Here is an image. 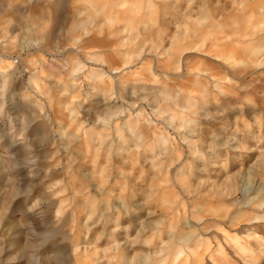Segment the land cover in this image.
<instances>
[{
  "label": "rangeland",
  "instance_id": "obj_1",
  "mask_svg": "<svg viewBox=\"0 0 264 264\" xmlns=\"http://www.w3.org/2000/svg\"><path fill=\"white\" fill-rule=\"evenodd\" d=\"M51 1L0 0V161L11 160L4 176L0 173V264H264V170L257 165L264 160V108L233 117V108L212 100L218 92L202 100L184 87L210 76L202 56L232 70L254 65L245 50L264 36V0H246V15L236 10L241 0H226V13L241 17H211L203 39L201 0H128L122 6L99 0L105 9H90L93 24L85 29V16L77 11L90 6L63 0L52 45L89 42L90 56L84 54L89 63L74 75L67 60L79 59L75 50L66 59L47 55L57 71L44 72L39 56L19 55L9 46L12 37L23 39L24 30L8 10L40 14ZM110 23L121 32L112 35ZM141 45L139 53H129ZM109 53L114 67L101 85L112 89L110 77L115 79L122 96H113L112 112L95 106L99 85L89 75V68L110 61ZM9 59L19 69L37 71V84L28 74L4 89ZM185 62L198 63L194 75L183 72ZM221 68L216 67V79L228 91L234 80ZM262 81L264 73L248 77L224 100L250 95L252 103L242 105L254 109L264 96L251 90ZM155 95L159 100L152 105ZM189 102L204 109L187 110ZM45 113L51 120L48 142L36 117ZM190 120L187 126L195 125L197 135L183 127ZM121 133L131 141L126 146ZM190 143L201 153L193 155ZM177 145L186 152L181 158ZM236 175L233 195L223 189L225 206L206 205L216 200L218 186ZM136 242L141 248L133 250Z\"/></svg>",
  "mask_w": 264,
  "mask_h": 264
},
{
  "label": "bare ground",
  "instance_id": "obj_2",
  "mask_svg": "<svg viewBox=\"0 0 264 264\" xmlns=\"http://www.w3.org/2000/svg\"><path fill=\"white\" fill-rule=\"evenodd\" d=\"M39 1L40 0H35V5L36 4H39ZM77 1L79 3H84V4H87V5L90 6V8H87L88 10L87 9H85V10L84 9H78V11H77L79 15H84L85 16V20L84 21H81V23L83 24V27L82 28L85 29V27H87L88 24H93V20H92L93 18L88 13L90 11V9L94 10L96 13H99V12L104 11L105 7L104 6H102V8L99 7V4H102L101 1H99V0H77ZM211 1H213V0H201V6H200L201 7V10H199V13H200V16H201V20H204V22L201 23V25H200V26H202V30H203V32L201 33L202 39L203 38H206V36L208 37V35H207V31L208 30L207 31H205V30L211 28V26L209 24H207L208 20L211 17H212L211 19L216 20V18H218V16H220V15H224L225 16V14H226V16L228 15L229 16L228 18L229 19H232L233 21H236V19H239L241 17V16H238V15H236L234 13H232V15L229 14V11L230 10L228 11V13H226V10H227V8L229 6V3L226 0L225 1L219 0V1H215L214 3L211 2ZM63 2H64L63 0H54V1L49 2L48 4H46L44 6V8L41 9L40 14H33V13H30V14L29 13L28 14H25V13L24 14H19L18 13L19 11H17L16 9L11 10V11L8 10L11 14H14V15L17 14V16L15 17V20L18 22L17 23L18 26L22 27V29L24 30L23 39L21 41H19V42L18 41L16 42L15 41L16 39L14 37H12L13 38V41L10 42V45L9 46L11 47V49L15 53H18L19 55H21V54H27V55H37V56H39L40 57V60H41V66L38 69H40L41 71H44V72H46V71H57L56 70L57 67H56L55 63L52 62V61H50L48 58H45L47 55H50V56L51 55H53V56L54 55L62 56V57H64L66 59V58H69V54H71L69 52L72 51V50H75L76 58L78 57L79 59H77L75 61H72V62H70L69 59L67 60V63L72 66V68L69 71V74L72 73V75H74L76 72L81 71L82 69L86 68L87 67L86 66V63H89V61H87V59H86V57L84 55V54H86V56H90V53L88 51V49H89L88 48L89 42L87 41L86 43H83V44L80 45V43H78L79 42L78 39L77 40L75 39L76 40L75 41V45L72 46V48H69L66 45V42L65 41H63L60 45H57V46H53L52 45L51 39L53 37V32H54L53 31V28L56 25H58L63 20V17L61 16V10H62V3ZM127 2H128V0H118V1L115 2V5L122 6V5H125ZM237 5H238L237 6L238 9H236V8L235 9L237 11L239 10V12H242L245 15L250 10V8H249L250 5L248 6V3L246 2V0L239 1L237 3ZM259 5H260V3H257V6H259ZM220 12H222V13L219 14ZM147 17H149V14L147 15ZM261 18H263V17L261 16ZM211 22H213L212 27H215L216 26L215 25V22L214 21H211ZM219 22L224 23L222 21H219ZM50 24H51V26L49 28V25ZM126 24H127L126 28H128V30L126 28H125V30H127L128 34L129 33L131 34V32H133V28H130L128 22H126ZM217 24H218V22H217ZM208 26H210V27H208ZM150 27H151L150 22H147V26L144 27L146 29V31H147L148 36H149L148 38H150V35H149L150 32H151L150 31L151 30ZM0 29H2V28H0ZM111 30H112V33H111L112 35L113 34H116L117 35V34H119L121 32V29L120 28H117L115 24H113V25L111 24ZM10 34L11 33L9 32V35ZM148 40L146 39V41H148ZM214 40H216V39H214ZM81 42H84V41H81ZM99 42H102V44H104V41H99ZM143 46L144 45H141L139 47V50L132 49L129 53H131V54H135L136 53L137 54V53L140 52V50L142 49ZM101 48L104 49L105 47L102 45ZM109 49H111V48H109ZM109 55H110L109 56L110 61L109 60L104 61L103 62L104 65L102 66L100 64L99 65L100 67L98 69L89 68V69H91L89 71V75H90L91 78H93L95 80V82L97 83V85H99V88H98V91H97V97H95L96 100L94 101L95 106L107 108V109L110 110V112H112V107H111V104H113L112 103L113 102L112 101V98H113V96L115 94L117 95V97L121 96V91H119L117 89L118 83L115 81V79L111 78L110 76H108V77H110V79H112V81H113L112 84H114L115 87L113 86L112 89H108L107 87H103L101 85L102 83L104 84V82H105V78L107 77L106 74L109 75V74H111V71H113L112 68L114 67V58L112 56V53H109ZM245 55H246V59L247 58H250V59L255 58V61L256 62L254 61L255 63H254V65L252 67L247 68V69H244V70H232L229 67H225L224 66L225 64L224 65L220 64L215 59L214 60H212L211 58L210 59H205V58H203L204 56H202V59H204V60H201L202 61L201 63L204 62L205 65H207V67H206L207 68V71H205V72L207 74H209L210 76H208V77L207 76H205V77H201L200 76L201 77L200 80L199 81H195V83H194L195 86H192L190 84L189 85L188 84H185L184 87L186 89V92L187 93H194L196 91V92H198V93L201 94L202 100H211L210 99V96H211V93H213V90H214L215 92H218L219 97L218 98L215 97L212 100L221 102L223 104L222 107L228 105L231 108H233V110H232L233 117L234 116L241 117V116L245 115L246 113H251V115H253V114L255 115V113H256L257 110L258 111H261V108H264V106H263L264 105V99H263L262 103H260L258 106L257 105L256 106L254 105L255 106L254 109H250V108L246 109V106H243L242 105V103H244V104H247V103H250L251 104L252 103V97L250 95H241V94H238L237 99H235V97H234V99H232L233 100L232 103L229 102V101H227L228 99L226 101L224 100L226 98H229L235 91H237L241 87H243L245 85L243 83H244V81L248 77L260 76L261 74L264 73V36H263L262 39H259V40L256 41V45H253L251 47L249 46L245 50ZM188 58L189 59H193L192 58V55L189 56ZM2 60L0 59V63H2ZM90 62H92V61H90ZM6 63H7V69L9 70V73H8L7 78H5V80H4V85H2V86H6V87H3L4 89L7 88L9 90L10 86L14 87L15 83L17 82V80L24 78V75L27 76L28 74L31 75L29 77V80L32 81V82H34L35 84H37V79H36L37 71H35V70H29L28 71V69H30V68H27L26 70L19 69L18 67H16L14 60H10L9 59ZM96 63H98V62L97 61H94L93 62L94 65ZM186 63L187 62H185L183 64V72L185 74H193L194 72L196 73V71L199 69L197 67L198 63H197V65L196 64L191 65L192 62H189L187 64ZM101 67H102V69H101ZM216 67H218V68L222 67L223 69H225L226 70V77L227 76L228 77H231L234 80L233 82L230 81L231 82V86H230V88L227 89L228 91L222 89L221 82L219 81L220 78L218 77L216 79V77H217L216 74H215ZM44 72H41V73H44ZM182 77L183 76H180V78H182ZM177 79H179V78L177 77ZM221 79H223V78H221ZM177 82H179L180 83L179 85L181 86L182 82L181 81H177ZM233 83H235V84H233ZM251 91H253L255 93L261 91V93H263V96H264V81L261 82V85L260 86H258V87L255 86V88H253ZM3 97H4L3 103L4 102H7V100H8L7 99V95L5 94ZM25 97L28 98L27 95H25ZM199 97H200V95H199ZM13 98H16L14 94L12 96H10V100H12ZM158 100H159L158 95H155L154 97H152L149 100V102L151 101V103L153 105V104L157 103ZM0 104L2 105V102L1 101H0ZM202 106L203 105L200 102L199 103L196 102V104H191V102H189V105L186 106V109L187 110H190L191 107H197V108H199V110H203L204 107H202ZM39 108L42 111L44 110L42 104H39ZM87 108H85L86 110H88V112L86 111V113H87V115H90L91 109H89V107H87ZM192 113L193 114H197L198 113V110L195 113L194 112H191V114ZM181 114L183 115V113H181ZM189 114L187 115V117L189 116ZM214 115H216V114H214ZM47 116L48 115L46 113L44 115H41V114L36 115V117H38V119H39L38 122L40 123V125L42 127H45V128H43L44 129V132H45L44 135L41 134L42 135V139H44V142H46L47 139H49V134H50L49 133L50 131H49L48 127H50L49 126V123H50L49 121H51V120L50 119L47 120L46 119ZM255 119H257V118L255 117ZM191 121L192 120L186 121L185 122V125H183V127L185 126V129L186 130L188 129L187 130V133L196 134L198 132V129L196 128L195 125L194 126L193 125L187 126L189 123L193 124ZM212 122H214V121H212ZM230 123H232V122H230ZM26 125H23V129H25V131H26V127H27ZM38 127L39 126H37L36 129H34V131H36ZM135 127L136 126L133 125L131 128L132 129H136ZM32 130L33 129H31L30 131H32ZM150 130L152 132L155 131V126L151 127ZM200 132H202V131H200ZM121 137H122V143L123 144L126 143L128 145L131 142L126 137L123 138V134L122 133H121ZM192 143H190V144L192 146L191 147L192 148L191 150H193V155L194 154H200L201 153V150L200 149L198 150L197 149V146L195 144L193 145ZM14 144H16V142L13 140V142L11 143V145L9 146V148L10 149L13 148ZM126 144H124V145L126 146ZM159 144H161V143L159 142ZM162 144H163V142H162ZM182 147L184 148V146H180V145H177L175 147V152H176V155L178 156V158H181V156L183 154L186 155V152L184 151V149ZM196 159L198 160L197 162H200V156H199V158L197 157ZM10 163H11L10 158H6L3 161L2 160L0 161V173H2L3 176H4V173L6 172L4 170L5 165H9ZM203 163H204V161H203ZM257 165H258L259 168H261L262 170H264V160H259V162L257 163ZM237 182L239 183L238 178H237V175L234 176V177H229L226 182H224L223 184H221L220 186H218V188H221L222 190L221 191H217L216 200H214V201H204V202H206V205H211V204H215V203H222V205L225 206V203L227 202V200L225 198H223V189L224 190H227V193L229 195H233V193H234L233 187H235V186L238 185ZM229 203H231V202H229ZM181 205L187 206V203L184 202ZM139 216H141V215H139ZM257 218L259 219V217H257ZM262 219H263V217H262ZM255 229H259V227L256 226ZM141 237H142V235H139V238L140 239H141ZM137 243L138 242H136V244L134 246H132L133 250L134 249H137V248H141L140 246L137 245ZM33 256H34V254H33Z\"/></svg>",
  "mask_w": 264,
  "mask_h": 264
}]
</instances>
